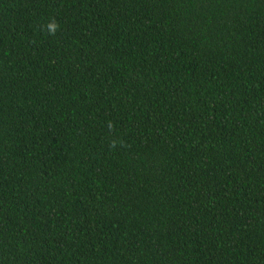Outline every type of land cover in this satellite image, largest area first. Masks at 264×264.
<instances>
[{
    "label": "trees",
    "instance_id": "1",
    "mask_svg": "<svg viewBox=\"0 0 264 264\" xmlns=\"http://www.w3.org/2000/svg\"><path fill=\"white\" fill-rule=\"evenodd\" d=\"M0 264H264V0H0Z\"/></svg>",
    "mask_w": 264,
    "mask_h": 264
}]
</instances>
